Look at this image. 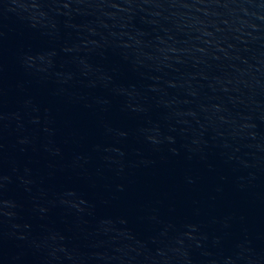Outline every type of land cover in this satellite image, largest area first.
I'll use <instances>...</instances> for the list:
<instances>
[{
	"label": "water",
	"instance_id": "1",
	"mask_svg": "<svg viewBox=\"0 0 264 264\" xmlns=\"http://www.w3.org/2000/svg\"><path fill=\"white\" fill-rule=\"evenodd\" d=\"M0 264H264V0H0Z\"/></svg>",
	"mask_w": 264,
	"mask_h": 264
}]
</instances>
